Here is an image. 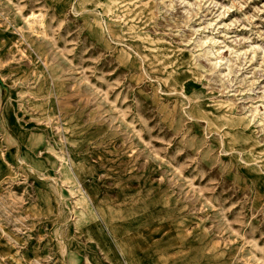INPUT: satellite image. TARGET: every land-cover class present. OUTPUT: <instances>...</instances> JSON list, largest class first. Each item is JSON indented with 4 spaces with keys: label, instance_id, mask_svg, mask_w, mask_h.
<instances>
[{
    "label": "rangeland",
    "instance_id": "rangeland-1",
    "mask_svg": "<svg viewBox=\"0 0 264 264\" xmlns=\"http://www.w3.org/2000/svg\"><path fill=\"white\" fill-rule=\"evenodd\" d=\"M0 264H264V0H0Z\"/></svg>",
    "mask_w": 264,
    "mask_h": 264
}]
</instances>
